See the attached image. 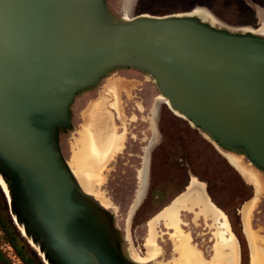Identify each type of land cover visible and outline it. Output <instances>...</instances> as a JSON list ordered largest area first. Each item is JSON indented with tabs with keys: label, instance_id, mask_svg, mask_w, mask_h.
Returning a JSON list of instances; mask_svg holds the SVG:
<instances>
[{
	"label": "water",
	"instance_id": "obj_1",
	"mask_svg": "<svg viewBox=\"0 0 264 264\" xmlns=\"http://www.w3.org/2000/svg\"><path fill=\"white\" fill-rule=\"evenodd\" d=\"M194 11L126 17L107 0H0L2 189L45 264H147L60 148L77 95L117 68L144 74L172 110L264 172V34Z\"/></svg>",
	"mask_w": 264,
	"mask_h": 264
},
{
	"label": "rangeland",
	"instance_id": "obj_2",
	"mask_svg": "<svg viewBox=\"0 0 264 264\" xmlns=\"http://www.w3.org/2000/svg\"><path fill=\"white\" fill-rule=\"evenodd\" d=\"M107 3L118 16L140 13L164 15L195 9L210 13L218 26L250 28L260 32L264 24V0H126V7H123L124 0H107ZM161 98L154 82L130 68L111 71L94 87L77 95L71 106L74 128L61 135L60 148L79 185L112 212L116 226L126 233L128 251L137 257L143 256L145 252L147 221L180 192L190 178L195 177L203 182L213 203L226 213L238 239L240 264L242 255L251 264L252 249L244 232L240 209L253 196H257L249 221L256 236L255 252L260 251L257 264H264V172L251 164L244 155L215 144ZM153 121L156 123V138ZM110 132L122 136V149L97 158L96 167L79 160L89 151L91 140ZM141 138L145 140L140 141ZM149 138H155V142L149 148L152 164L148 190L156 186L159 196L156 197L155 192L146 193L138 204H134V189L138 188L135 175L142 161L139 155L144 154ZM226 155L239 160L244 174L229 162ZM80 168L93 169L95 175L103 174L102 181L96 182L93 177L88 179L85 173L79 171ZM249 173L256 176L257 185L248 177ZM182 218L186 222L183 229L190 232L195 241L204 245L212 243L208 238L202 239L206 235L198 234L205 231L203 226L209 220L198 218L193 222L188 215ZM157 231L162 252L147 264H170L171 259L181 256L182 249L175 241L172 248L171 235L161 222L157 224ZM236 231L240 233L241 239ZM189 240L190 245L197 247ZM0 249L11 264H23L5 240L1 228ZM201 249L198 248L207 260L213 257V246L212 249L207 246ZM214 263L222 264L218 260Z\"/></svg>",
	"mask_w": 264,
	"mask_h": 264
},
{
	"label": "bare ground",
	"instance_id": "obj_3",
	"mask_svg": "<svg viewBox=\"0 0 264 264\" xmlns=\"http://www.w3.org/2000/svg\"><path fill=\"white\" fill-rule=\"evenodd\" d=\"M125 3L126 0H124L123 7H126ZM194 12L205 14L212 21L216 22L215 18L205 10H195ZM124 16L130 17L127 15ZM259 33L264 34V24L262 25L261 31ZM163 98L164 97H162L161 99ZM163 100L168 103L167 99L164 98ZM122 147H123L122 136L115 135L113 132H110L104 135L103 137L98 135L96 140L95 138L94 140H91V147L89 151L84 153L82 156H80L79 160H81V162L83 163L85 162L89 163L92 166L95 165L96 167L98 166L97 158H102L106 156L108 152L111 153L112 155L116 153V150L122 149ZM147 153H148V146L144 148L142 165L137 170L139 187L136 193L134 204L138 202L140 196L142 195L141 192L145 186ZM226 156L229 162L236 169L240 170L242 174H244L245 171L241 166L239 160L231 155H226ZM79 171L81 173H85L88 179H91L92 177L96 178V182L100 183L103 179L102 178L103 174L101 175V173H99L95 175L93 169L85 170L84 168L83 169L80 168ZM248 177L256 185L258 184L256 176L249 173ZM189 182L190 184L188 186L187 192L178 196L172 202L171 205L164 207L159 213L152 216L147 221L148 234L144 241V249H145L144 255L143 256L139 255L137 257H134L130 253L132 258L139 262L147 263L159 256V254L162 252V247L158 243V239H157L158 237L157 224L158 222L162 221L167 228L171 229V237L173 238L172 241H175V243L180 245V248L182 249L181 256L175 259H171L170 264H216L214 263L216 260H218V262H221L222 264H240L238 239L230 227V222L226 213L210 201L203 182L198 181L195 177H192L191 181ZM0 185L4 189V191L7 192L6 186L3 180L1 179V177H0ZM101 192L104 193L103 191ZM256 201H257V196H253L252 199L246 204H244L243 207L240 209L242 214V223L244 227V232L247 235L250 245L252 247L250 251L251 264H257L258 257H260V251L258 253L255 252L254 241H256V236L254 234V231H252L249 221L250 212L254 207ZM183 211L192 214L193 219L196 221L198 218L202 217L203 219L209 220L211 222L210 226L211 229L213 230L212 235L214 237V244H213L214 255L210 260H207L198 250L197 247L190 245L189 243L190 235L186 230L183 229L184 221L181 216V212Z\"/></svg>",
	"mask_w": 264,
	"mask_h": 264
},
{
	"label": "trees",
	"instance_id": "obj_4",
	"mask_svg": "<svg viewBox=\"0 0 264 264\" xmlns=\"http://www.w3.org/2000/svg\"><path fill=\"white\" fill-rule=\"evenodd\" d=\"M0 228L4 234L5 240L13 248L15 254L22 261L23 264H45L42 258L37 254L34 248L27 242L26 238L22 236L14 224L12 217L8 210V204L5 194L0 186ZM239 239L240 233L236 231ZM0 264H11L10 260L0 249ZM241 264H249L242 255Z\"/></svg>",
	"mask_w": 264,
	"mask_h": 264
},
{
	"label": "flooded vegetation",
	"instance_id": "obj_5",
	"mask_svg": "<svg viewBox=\"0 0 264 264\" xmlns=\"http://www.w3.org/2000/svg\"><path fill=\"white\" fill-rule=\"evenodd\" d=\"M152 126H154V128H153V130H154V132H155V138H156V133H157V129H156V123L153 121L152 122ZM155 138H153V139H151V138H149L148 139V143H149V145H148V153H147V162H146V179H145V186H144V188H143V190H142V192H141V196H140V198H139V200H138V202H137V204L139 203V201L143 198V196L144 195H146V193H149V194H153V192H155V196L156 197H158L159 196V194H158V189L157 188H155L156 186H153V188H150L149 190H148V186L150 185V182H151V177H150V166H151V164H152V158H151V150L149 149L150 148V146L155 142ZM143 140H145V138H141L140 139V141H143ZM161 142V139L159 140V143ZM145 147H147V146H145ZM139 157L141 158H143V155H139ZM141 165H142V161H141ZM141 167V166H140ZM139 167V168H140ZM138 168V169H139ZM137 169V170H138ZM135 177H137V175H135ZM137 179H138V177H137ZM189 181H191V178L187 181V183L184 185V187H183V189L180 191V192H178L177 194H175L171 199H170V201L166 204V205H164L161 209H159L154 215H156L159 211H161L165 206H167V205H169L173 200H175V197L176 196H178L180 193H182V192H184V191H188V186H189V184H190V182ZM138 182V181H137ZM138 187H139V184H138ZM134 190H136V192H137V190H138V188L137 189H134ZM149 192H148V191ZM154 190V191H153ZM136 192H135V195H136ZM207 195H208V193H207ZM209 196V195H208ZM209 199H210V201L213 203V201L211 200V198H210V196H209ZM172 204V203H171ZM170 204V205H171ZM214 204V203H213ZM185 213H183V212H181V216H183V215H185V216H187L188 215V217H189V219H191L192 221L194 220L193 219V217H192V214H190L189 212H186V211H184ZM153 215V216H154ZM202 218V217H201ZM183 219V218H182ZM203 219V218H202ZM184 221V220H183ZM190 221V220H189ZM203 221H204V219H203ZM194 222V221H193ZM161 223L163 224V226H164V228H166V232H168V234L169 235H171V229H169V228H167L166 226H165V224L161 221ZM183 224H186V222H183ZM205 226H203V229H205V231H201V232H198V234H202V235H206V237L205 236H203L202 237V239H205V238H208V240L209 241H212V243H210V244H206V245H204V244H201L199 241H195L194 240V237L192 236V234L189 232V234H190V239H191V241H192V243L193 244H195L198 248H200L201 249V247L202 248H204V247H210L211 249H212V246H213V244H214V237H213V235H212V233H213V230L211 229V226H210V224H211V222H209V223H207V222H205ZM187 231V230H186ZM242 231H243V229H242ZM188 232V231H187ZM244 233V232H243ZM245 235V234H244ZM170 239H171V241L173 240V238H171V236H170ZM173 243H174V241H172V248H173ZM201 251H202V249H201ZM203 252V251H202ZM211 255V254H210ZM172 258H174V256L172 257Z\"/></svg>",
	"mask_w": 264,
	"mask_h": 264
}]
</instances>
